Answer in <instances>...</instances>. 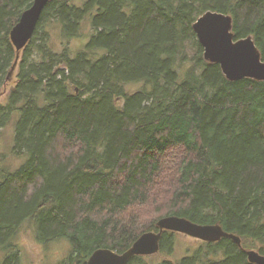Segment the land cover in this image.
Wrapping results in <instances>:
<instances>
[{
    "label": "trees",
    "instance_id": "trees-1",
    "mask_svg": "<svg viewBox=\"0 0 264 264\" xmlns=\"http://www.w3.org/2000/svg\"><path fill=\"white\" fill-rule=\"evenodd\" d=\"M32 2L0 0V131L19 112L13 154L26 157L13 171L0 152V248L29 222L39 243L66 239L69 264H86L178 216L218 224L241 246L202 242L157 264L264 256V82L226 80L192 30L207 11L230 15L235 39L252 37L264 60V0H49L9 77V33ZM173 234L159 253H172ZM3 264H19L18 253Z\"/></svg>",
    "mask_w": 264,
    "mask_h": 264
},
{
    "label": "water",
    "instance_id": "water-1",
    "mask_svg": "<svg viewBox=\"0 0 264 264\" xmlns=\"http://www.w3.org/2000/svg\"><path fill=\"white\" fill-rule=\"evenodd\" d=\"M49 0H33L31 6L21 14L18 22L9 33L16 50V59L9 73L12 76L20 52L33 36L38 20ZM197 42L202 47V57L210 64L219 65L221 72L229 82L251 79L264 82V60L252 37L235 39L232 32L230 15L207 11L199 16L192 25ZM157 232L142 234L125 252L100 248L95 250L86 264H128L133 257H148L159 253L163 232L180 233L202 242L215 243L221 239H230L241 246V239L225 232L218 224L200 225L186 218L167 216L156 223ZM251 264H264V256L255 250L246 251Z\"/></svg>",
    "mask_w": 264,
    "mask_h": 264
},
{
    "label": "rangeland",
    "instance_id": "rangeland-1",
    "mask_svg": "<svg viewBox=\"0 0 264 264\" xmlns=\"http://www.w3.org/2000/svg\"><path fill=\"white\" fill-rule=\"evenodd\" d=\"M90 30L87 25L82 26V36L78 39L70 41L71 50L75 53L80 50L87 42ZM50 47L60 52L62 50L60 31L57 26L50 27L49 37ZM138 86H130L128 88L136 90ZM6 96L2 100V104L7 103ZM19 112H14L6 126L0 131V152L6 156L5 165L10 170L15 171L26 161V157H17L13 154L14 132ZM173 251L172 253H157L146 257L149 264H157L164 260L173 263H179L182 258L194 252L201 246L202 241L191 238L189 236L174 233L173 234ZM257 251V249H251ZM14 252L18 253L19 264H69L68 258L71 253V246L66 239H60L47 244H41L36 237V229L34 225L25 222L18 232L10 239L9 248H0V264L11 256Z\"/></svg>",
    "mask_w": 264,
    "mask_h": 264
}]
</instances>
